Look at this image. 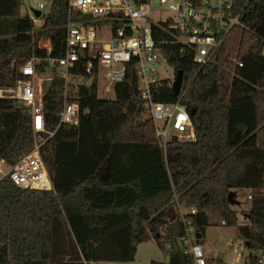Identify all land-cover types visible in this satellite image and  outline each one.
<instances>
[{
    "label": "trees",
    "instance_id": "trees-1",
    "mask_svg": "<svg viewBox=\"0 0 264 264\" xmlns=\"http://www.w3.org/2000/svg\"><path fill=\"white\" fill-rule=\"evenodd\" d=\"M46 1L42 24L35 27L21 15L22 0H0V86L22 79L19 69L31 57L38 59L36 72L55 71L38 41L47 38L49 57H61L68 20L89 19L69 9L68 0ZM233 9L240 25L205 65H196L179 44L162 45L166 64L174 74L182 72L181 88L176 95L160 80L151 96L158 102L180 99L189 113L194 110V142L172 138L163 151L133 63L113 86L112 98L98 97L95 81L78 87L76 126L59 124L63 81L53 78L45 86L44 126L53 134H43L39 153L52 189H22L8 176L0 178V264H122L133 261L137 245L148 240L169 247L167 264H191V256L175 247L184 234L176 202L196 208L187 216L200 244L214 214L249 242L247 264L264 259V0H233ZM33 145L28 109L0 98V160L11 166ZM241 189L251 194L241 212L246 224H239L231 206ZM57 222L65 226L74 258L54 259Z\"/></svg>",
    "mask_w": 264,
    "mask_h": 264
},
{
    "label": "built area",
    "instance_id": "built-area-1",
    "mask_svg": "<svg viewBox=\"0 0 264 264\" xmlns=\"http://www.w3.org/2000/svg\"><path fill=\"white\" fill-rule=\"evenodd\" d=\"M49 5L46 0H22L25 14L35 27L42 24L43 10ZM68 6L89 19L86 22L68 20L61 57H49L50 41L44 47L48 67H55V71L36 72L38 59L31 57L19 69L24 76L22 79L0 86V98L16 100L31 115L33 148L20 155L5 173L1 167L6 163L0 160L1 176H8L22 189H52L39 153L41 145L53 134L44 126L43 84L47 86L53 78L63 81L59 124L76 126L80 117L78 87L95 81L97 96L112 98L113 86L124 79L128 66L133 63L154 136L165 152L170 139L194 142L196 133L190 113L180 99L173 102L152 99L153 85L165 79L172 87L174 80V77L158 78L154 74L160 61L166 63L162 45L179 44L180 52L188 51L192 61L203 66L213 60L229 31L240 25L233 0H68ZM34 10L41 14L35 16ZM44 133L48 136H43ZM246 199L250 200L251 194ZM175 212L184 227V234L179 238L181 251L191 256V264H207L203 245L197 241L196 231L187 216L195 213L196 208L176 202ZM244 246L243 242L241 247ZM263 261L260 255L259 264Z\"/></svg>",
    "mask_w": 264,
    "mask_h": 264
},
{
    "label": "rangeland",
    "instance_id": "rangeland-1",
    "mask_svg": "<svg viewBox=\"0 0 264 264\" xmlns=\"http://www.w3.org/2000/svg\"><path fill=\"white\" fill-rule=\"evenodd\" d=\"M47 7L43 10V13L47 12ZM155 7H153V10ZM25 14V9L21 8V15ZM39 47H44L48 45V40L46 38H41L38 41ZM158 68L155 71V76L160 78H169L173 79L175 76L171 67H169L164 61H160ZM45 85L43 84V88ZM112 97V96H111ZM104 98V97H102ZM146 118V114H142V119ZM8 164L2 166V172H6ZM0 173V178H1ZM244 191L237 190L235 196V202L231 205L233 209L238 212V222L239 224L248 223V219L242 215L241 212L245 211L248 207V201L246 200ZM189 207L188 205H184ZM214 215V214H212ZM214 218H217L214 215ZM221 221V220H220ZM62 222H57L56 227L58 231L56 232V246L57 253L54 256V259L61 258H74L76 256L75 251L72 249L71 241L69 239L68 233L65 229V226L62 225ZM175 247L181 249V242L179 239L176 241ZM204 252L211 262L222 261L223 263L228 264H237L235 263V257L238 255L240 257V263L238 264H247L245 260L248 256V248L243 247L240 249L243 241L238 236L235 227H225L217 224H210L205 233L204 240ZM169 247H166L164 250L160 249L153 240H148L141 242L137 245V251L134 258L135 264H140L142 262H151V260L166 262L168 259Z\"/></svg>",
    "mask_w": 264,
    "mask_h": 264
},
{
    "label": "crops",
    "instance_id": "crops-1",
    "mask_svg": "<svg viewBox=\"0 0 264 264\" xmlns=\"http://www.w3.org/2000/svg\"><path fill=\"white\" fill-rule=\"evenodd\" d=\"M47 39V38H46ZM48 40V39H47ZM39 43V42H38ZM48 44H49V40H48ZM48 46V45H47ZM44 47H46V46H44ZM242 191H244V193H243V195L245 194V197L249 194V191L248 190H245V189H241ZM237 191V190H236ZM236 191H235V195H236ZM240 191V190H239ZM248 202H249V200L248 199H246ZM249 208V203H248V207H247V209ZM246 209V210H247ZM243 215V214H242ZM243 216H245V215H243ZM246 217V216H245ZM209 220H210V222L212 223V224H217V225H221V226H225L224 224H222L221 223V219L217 216V218H214V215H212V214H209ZM225 227H227V226H225ZM207 229V228H206ZM205 233H206V230H205ZM204 237H205V235H204ZM203 240H204V238H203ZM177 244V243H176ZM202 245H203V248H204V244L203 243H201ZM242 245V244H241ZM243 247H240V249H242ZM178 249V248H177ZM181 250V249H180ZM204 254H205V252H204ZM136 255V254H135ZM135 258V257H134ZM205 258H206V261H207V263H215V262H211L210 260H209V258L206 256V254H205ZM151 261H154V260H151ZM155 262H159V261H155ZM114 262H111V261H100V262H97V263H93V264H113ZM116 263V262H115ZM148 263H150V262H142V263H140V264H148ZM159 263H164V262H159ZM168 263V259H167V261L164 263V264H167ZM216 263H220V264H228V263H223L222 261H218L217 260V262ZM235 263H240V257L238 256V255H236V257H235ZM245 263H247V261L245 260ZM116 264H118V263H116ZM122 264H135V261L133 260V261H130V262H125V263H122Z\"/></svg>",
    "mask_w": 264,
    "mask_h": 264
},
{
    "label": "water",
    "instance_id": "water-1",
    "mask_svg": "<svg viewBox=\"0 0 264 264\" xmlns=\"http://www.w3.org/2000/svg\"><path fill=\"white\" fill-rule=\"evenodd\" d=\"M33 12H34L35 16H39L41 14V12L39 10H34ZM181 83H182V72L181 71H177L175 73L174 80L172 82V89H173L174 94H176V95L179 94V91H180V88H181ZM193 111L194 110H191L190 114H192ZM228 198L229 199L231 198V193H229ZM170 212H171V214L173 216V209H170ZM172 216H171V218H172ZM196 238H197V240L200 238V234L199 233H196ZM244 245H245V247L249 248V242L248 241H244Z\"/></svg>",
    "mask_w": 264,
    "mask_h": 264
}]
</instances>
